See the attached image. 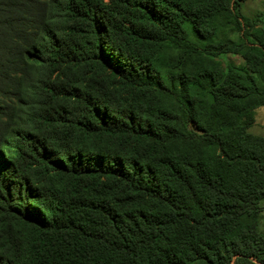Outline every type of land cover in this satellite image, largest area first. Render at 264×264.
<instances>
[{"label":"trees","instance_id":"trees-1","mask_svg":"<svg viewBox=\"0 0 264 264\" xmlns=\"http://www.w3.org/2000/svg\"><path fill=\"white\" fill-rule=\"evenodd\" d=\"M246 1L0 0V264H264Z\"/></svg>","mask_w":264,"mask_h":264},{"label":"rangeland","instance_id":"rangeland-1","mask_svg":"<svg viewBox=\"0 0 264 264\" xmlns=\"http://www.w3.org/2000/svg\"><path fill=\"white\" fill-rule=\"evenodd\" d=\"M242 12L245 16L250 18H257L258 22L264 26V0H248L243 4ZM225 65L227 63L241 64L242 60L240 56L237 55H226L223 54L219 58ZM255 122L249 128V131L264 136V106H260L255 112ZM263 210L261 212V229L264 232V199L261 201Z\"/></svg>","mask_w":264,"mask_h":264}]
</instances>
